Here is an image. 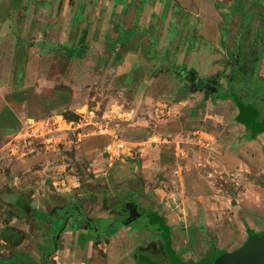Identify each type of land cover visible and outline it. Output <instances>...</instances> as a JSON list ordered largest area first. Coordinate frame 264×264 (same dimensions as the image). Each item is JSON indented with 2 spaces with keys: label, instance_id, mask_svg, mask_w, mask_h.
Listing matches in <instances>:
<instances>
[{
  "label": "rangeland",
  "instance_id": "374dc122",
  "mask_svg": "<svg viewBox=\"0 0 264 264\" xmlns=\"http://www.w3.org/2000/svg\"><path fill=\"white\" fill-rule=\"evenodd\" d=\"M48 1L31 12L33 0L0 7V24L20 37L0 49V264H137L141 250L168 264L153 233L121 228L90 243L70 223L61 230L66 208L116 219L105 204L134 191L142 210L167 218L185 264H211L213 242L232 253L246 229L263 236V139L244 140L234 103L191 92L174 71L225 70L243 84L247 57L264 65V0H179L158 17L169 19L163 32L141 0Z\"/></svg>",
  "mask_w": 264,
  "mask_h": 264
},
{
  "label": "trees",
  "instance_id": "16d2710c",
  "mask_svg": "<svg viewBox=\"0 0 264 264\" xmlns=\"http://www.w3.org/2000/svg\"><path fill=\"white\" fill-rule=\"evenodd\" d=\"M87 31H84L80 43H84L86 39ZM262 57L256 58L255 56H249L245 59V63L251 67L248 71V79L243 83L239 84L232 76H227L225 70L221 73H218L215 77L212 78H204L201 79L200 88L196 87L195 77H197L194 71H187L185 67L177 68L174 72L180 73L183 77H189V84L186 86L188 90L191 92H198L199 90L206 89V96L210 97L212 102L223 101V102H232L238 108L240 114L237 117V123L246 127L248 134L244 136L246 141H253L259 135L264 134V81L260 79V66L262 62ZM182 71V73H181ZM228 79L230 81L229 89L224 91L221 85L222 79ZM239 90L244 92L247 96L249 103L246 105L239 94ZM255 103L260 104L262 108H259ZM127 200L133 201L134 205H137V200L135 195H131L127 197ZM127 203V202H126ZM106 206L110 210L117 212H125L126 208H123L125 204L118 200H113V202L106 203ZM72 210V208H66L65 211ZM144 214L147 217V226H144L143 229L151 231L154 235H156L158 241L163 246L164 253L168 256L166 258L168 260V264H185L181 261L180 257L177 256L176 252L172 248V226L168 225L167 219L164 216L158 215L156 212H152L150 210H145ZM77 217H80L77 215ZM84 222L91 223L92 222H100L106 230L111 227V225H115V220L110 218H98V220H91L84 218ZM84 224V223H83ZM130 223H124V227L128 228ZM75 227V228H74ZM73 231L81 230L79 226H74ZM123 228V226H121ZM120 228V229H121ZM117 229V226L113 228L110 232H107L109 236L113 237L117 235L120 231ZM264 234V233H263ZM254 233L250 232L249 237L253 236ZM225 253L222 251H216L214 253V258H211V264H215V262L223 256ZM138 264H150L147 262V259L141 258ZM151 264H157L155 262H151ZM199 264H204V260Z\"/></svg>",
  "mask_w": 264,
  "mask_h": 264
},
{
  "label": "crops",
  "instance_id": "0c3cea01",
  "mask_svg": "<svg viewBox=\"0 0 264 264\" xmlns=\"http://www.w3.org/2000/svg\"><path fill=\"white\" fill-rule=\"evenodd\" d=\"M5 0H0V3H2L1 5H0V7H2L3 6V2H4ZM38 0H33V2H32V5L30 6V7H28V11L29 12H31L32 10L34 11V9H36V5L38 4V3H36ZM52 1V0H51ZM51 1L49 0L47 3H46V5H50V6H53V4L51 3ZM142 1V7L143 8H145L146 10H148L149 11V16H150V14H153V19H152V25H153V27H155V29H159V30H162L161 32H163V29H165L166 27H167V25H168V22H169V19L167 18V17H170L171 16V13L173 14L174 12H175V10H176V7H177V3H178V1L179 0H169V1H167V2H169V3H167V4H162L161 3V1L160 0H141ZM173 1V2H172ZM162 5H163V8L164 9H162L161 10V8H162ZM38 6V5H37ZM27 8V7H26ZM25 8V9H26ZM160 11H161V13H160ZM166 12V15H167V17L166 16H164V19L162 20V19H158V17L160 18L161 17V15H162V13L163 12ZM171 21H174V20H171ZM9 20L7 19V20H5V21H3L1 24H0V49H1V45H3V43H4V41H5V39L6 38H8L9 39V41L11 42V41H14L15 43L18 41V39H20V37L19 36H17V35H12V34H7L8 32H9V30H7V32H6V29H7V25L9 24ZM174 23H172L171 24V26H174L173 25ZM175 28L177 29L178 28V21L176 22V25H175ZM149 36H150V34H149ZM22 39V38H21ZM60 42L61 43H65L66 42V40L65 39H67V38H63V37H60ZM149 39H151V37L149 38ZM63 41V42H62ZM12 43V42H11ZM3 63V62H2ZM208 67V66H207ZM206 70H207V68L205 69V72H206ZM263 72V74L262 75H264V65H262V66H260V72ZM210 75V74H209ZM200 80L201 79H204V78H206L205 77V74H203V77L201 76V75H199V77H198ZM261 79V78H260ZM0 90H2V83H0ZM22 90H23V85H22V82L20 81L19 82V84H17L16 85V88H15V91H16V97H17V101H15L14 103L15 104H17V103H22L23 102V96H22ZM220 102H223V101H220ZM7 106H8V102H6V99L4 98V96H2V95H0V135L2 134V132H4L5 133V124L7 123ZM236 107V106H235ZM236 109H237V112H236V114H235V116H234V118H235V120H237V117H238V115L240 114V112H239V110H238V108L236 107ZM11 111V110H10ZM237 122V121H236ZM238 131L240 132V133H242V135H243V139H244V136L245 135H247L248 134V131H247V129H246V127L245 126H243V125H241V124H239L238 123ZM243 131V132H242ZM259 139H263V143H262V150L264 151V134H261V135H259L255 140H253V141H247V142H251V143H254L255 145H256V143L259 141ZM245 140V139H244ZM2 149H0V152L2 153ZM129 195H135V196H137L138 195V192H136V191H134V192H128L127 194H124V200L127 198V196H129ZM118 198V197H117ZM115 196L114 197H112V199H114V200H118V201H123V199L122 198H119V199H117ZM72 209H74V210H77V211H80L81 213H82V211L79 209V207L78 208H72ZM150 211H152V212H156V211H153V210H150ZM62 214H63V212H61ZM158 215H160L158 212H156ZM100 218H102V217H100ZM106 218H114L113 216H111V215H109L108 217H105V219ZM167 219V218H166ZM57 220H58V223H60L61 224V226L63 225V223H62V221H61V215L60 216H58V218H57ZM69 223H70V227H71V229L69 230V231H71V232H73V220L71 219V220H69L67 223H66V225L68 224L69 225ZM66 225H64V226H62L61 227V230L66 226ZM77 226V225H76ZM75 228V227H74ZM115 228V227H114ZM120 229L121 228V225H117V229ZM130 229H131V231H133L134 230V235H135V233L136 234H146V233H150V232H145L144 233V231L143 232H141L138 228H136V227H130ZM130 229H128V228H126V230H130ZM78 231H80V230H76V231H74V232H78ZM84 231V230H83ZM110 232V231H109ZM250 232H252V231H249L248 229H246V237H245V240H244V242L238 247V248H236V250H234L233 252H235V251H238L239 249H241L244 245H245V243L248 241V239L250 238L249 237V233ZM211 234V233H210ZM212 235V234H211ZM90 237H92L91 239V242L90 243H95V242H98V241H102L104 238L107 240V239H109V238H112L111 236H109V234H107V236L106 237H104V238H98V237H95V236H93L92 234H91V236ZM90 237H87L86 236V241H88V238H90ZM114 237V236H113ZM216 238V237H215ZM215 241H217V238H216V240ZM212 244H214V245H212V247H211V250H212V252H210L209 253V255L207 256V258L208 257H212V256H214V253L216 252V251H222V252H224V253H227L221 246H219L218 244H216V243H212ZM203 248H205V247H203ZM137 251L139 250V248H137L136 249ZM135 250V251H136ZM136 251V252H137ZM232 252V253H233ZM134 255V254H133ZM134 257V256H133ZM138 262L139 261H137V264H138Z\"/></svg>",
  "mask_w": 264,
  "mask_h": 264
},
{
  "label": "flooded vegetation",
  "instance_id": "af4514ba",
  "mask_svg": "<svg viewBox=\"0 0 264 264\" xmlns=\"http://www.w3.org/2000/svg\"><path fill=\"white\" fill-rule=\"evenodd\" d=\"M183 78L185 80H187V85H188L189 84V77H183ZM194 81H195L196 87L197 88H200V86L202 84L201 80L198 77H195ZM200 91H204L205 94H206V89L205 88L203 90H199L198 92H200ZM121 202H123L125 204V206L123 207V208H126V211L125 212H117V211L110 210L108 208V206H106V204L104 206L106 208V210L110 211L112 214H114L116 217H118L116 219L110 218L112 220H115L116 224L113 225V226L111 225V227H109L108 230H106L105 228H103V226H102V224L100 222H92V224L91 223H87V222L85 223L84 222L85 216L80 211H77V210H74V209L69 210V211L68 210L67 211H65V210L62 211L63 214L61 215V221H62L63 226H64V225H66V223L69 220L72 219L73 220V226H76L77 225V226H79L81 228H84V229H81V230H84L86 232H89L90 234H92L93 236L98 237V238L99 237L100 238L101 237L102 238L106 237L107 236V232L111 231L117 225H121V226H123V228H125L124 227V223L125 222L126 223L127 222L130 223V225H129L128 228H130V227H136L141 232L144 231V232H150V233H152L151 231H148V230L143 229L144 226H147L148 225V223H147V217L144 214V211L145 210H142L139 207L138 203H137V205H134L133 201H131V200L125 199V200H123ZM77 215H79L80 217H77ZM119 217H121V218H119ZM93 220H96L97 221L98 218H95ZM154 247L156 249V255L159 252L163 256H165V258H168V256L165 255V253L163 254V252H164L163 246H162V244L159 243L158 240H157L156 243H154ZM140 250H138V251H140ZM151 254L152 253L149 250L148 251L141 250L139 253H137L135 255L134 258H137V260L138 259L141 260V258H145V259H147V262L148 263L150 262V264H151V262L153 260L152 259L153 256ZM157 256L160 259L162 258L159 255H157ZM162 259H164V257Z\"/></svg>",
  "mask_w": 264,
  "mask_h": 264
},
{
  "label": "water",
  "instance_id": "95a60500",
  "mask_svg": "<svg viewBox=\"0 0 264 264\" xmlns=\"http://www.w3.org/2000/svg\"><path fill=\"white\" fill-rule=\"evenodd\" d=\"M215 264H264V235L251 236L241 249L225 253Z\"/></svg>",
  "mask_w": 264,
  "mask_h": 264
},
{
  "label": "built area",
  "instance_id": "2783aa9c",
  "mask_svg": "<svg viewBox=\"0 0 264 264\" xmlns=\"http://www.w3.org/2000/svg\"><path fill=\"white\" fill-rule=\"evenodd\" d=\"M119 147H120V149H124V145L123 144H121Z\"/></svg>",
  "mask_w": 264,
  "mask_h": 264
}]
</instances>
